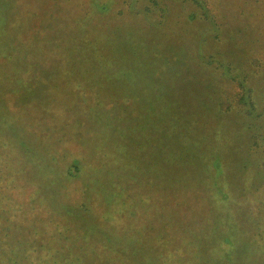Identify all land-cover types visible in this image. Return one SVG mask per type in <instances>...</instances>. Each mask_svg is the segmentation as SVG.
Here are the masks:
<instances>
[{
  "label": "trees",
  "instance_id": "1",
  "mask_svg": "<svg viewBox=\"0 0 264 264\" xmlns=\"http://www.w3.org/2000/svg\"><path fill=\"white\" fill-rule=\"evenodd\" d=\"M129 1L156 62L147 57L144 75L157 95L139 108L123 90L144 66L121 85L110 62L122 55L87 46L81 27L96 8L0 0V264H264V0H238V18L232 0ZM187 1L194 10L177 14ZM245 5L257 8L246 18L252 69L242 58L245 26H236ZM119 117L120 141L111 129ZM138 124L164 127L150 155ZM70 127L75 151L65 142ZM50 136L46 166L31 142ZM88 149L121 163L90 159ZM105 164L118 189L95 190ZM14 170L25 178L12 185ZM67 183L80 202L58 189Z\"/></svg>",
  "mask_w": 264,
  "mask_h": 264
},
{
  "label": "rangeland",
  "instance_id": "2",
  "mask_svg": "<svg viewBox=\"0 0 264 264\" xmlns=\"http://www.w3.org/2000/svg\"><path fill=\"white\" fill-rule=\"evenodd\" d=\"M84 2V5L86 7V10H88L87 8L89 7H94V9L96 8L98 11H91V13L89 11L88 12V16H86L85 22L87 23V25H85L84 21L82 23V27L81 30L83 31V33H87V39H88V33L89 34V38L91 41V44H87L90 45V50H102V51H111V53L109 54V57H117L119 54H121L122 56L117 59H114V62H110V65L115 66L117 68V73H115V79L118 80V82L124 83L127 82L129 80V74L130 71L132 72H136V70H132L134 69L135 65L137 64V68L144 66V68L142 69V73H140L138 71V75H136V79L135 82L136 84H133L132 86H130L126 89L123 90V93L130 99L134 98V103L133 106L136 108L138 107V103L140 104L139 100L143 97H156V91L154 89L151 88H147V76H145V66L149 67V62L147 60L146 56V52L144 51L145 49V45L142 42V40L139 38L142 36V33L137 32V34L135 33V17L138 16L135 14V12H132V8L134 6H130V1L129 0H82ZM101 1H106V4L108 5V8L106 10H100V6H98V4ZM164 1H168V0H163V4L167 5ZM92 2V3H91ZM240 4V2H238V0H232L230 1L229 4V16L233 17V18H238V16H236L237 10H236V6ZM263 5V4H262ZM262 5L260 7H262ZM247 5L244 6L245 9V15L241 14V20L240 22L237 23L236 26H245V32H240L238 31L239 34H241V36H245L247 43L246 46L243 50V55L242 58L244 60L245 63H248V67L250 69H252L253 66H251L249 59H248V53H253L254 49L252 48V43L250 42V40L248 39L249 37L253 36L252 30L250 27H247L246 24L248 22H246V18L253 16V14L256 13L257 8L255 7H246ZM82 8V7H81ZM194 5L187 1L185 3V7L182 5H178L176 6L175 10L177 11V14H183V13H189L190 11L194 10ZM123 10V13L119 14V10ZM180 12V13H179ZM82 14V13H81ZM86 15V14H85ZM157 15H154L153 18H156ZM242 21V22H241ZM137 23V22H136ZM243 23V25L241 24ZM79 30V28H78ZM79 30V31H81ZM92 38V39H91ZM89 40V39H88ZM87 40V41H88ZM195 39H193V43H194ZM160 45L163 46V48H167L168 50H170V48L173 46L175 47L174 43L171 42H164V43H159ZM192 47V46H191ZM262 50L264 51V44H262L261 46ZM139 52L137 55V57L132 53L135 50H138ZM119 52V53H118ZM189 55V54H188ZM141 56V57H138ZM264 56V54H263ZM135 58H137L135 60ZM152 62L156 63L155 60L151 57H148ZM111 59V58H110ZM238 60V59H236ZM111 60H108V62ZM97 64V63H94ZM128 79V80H126ZM150 82V81H149ZM143 92H145V94H143ZM110 95V94H109ZM112 95V94H111ZM131 101V100H130ZM121 117L116 118V123L117 125L115 126V130H113V127H111L112 131H113V137L117 138L119 141L121 140L120 137V133L125 130V125L124 123L120 120ZM141 122L143 121V118H141L140 120ZM142 127L143 130L146 129L145 131L147 132V153L150 155V152L156 148L157 145H155L153 143V136L155 137L156 134L158 136V138L160 139L159 145L162 142L163 144V140H162V136H164V134H162V132H164V127H161L159 124L156 126L154 125H136V128H140ZM153 130V134L152 136L150 135V130ZM70 133H74V129H72L71 127L68 129L67 131V139L65 140V142L67 143V145H69V147H71V149H78L77 145H75V142L69 138ZM55 136H57V134H55ZM55 136H50L48 138H45L44 140L40 141L38 143V141L33 140L31 142L32 143V151L33 154L35 156V158L37 159V161H39L41 164L43 165H50V163H46L45 158L47 157V155L44 153V149L45 146H47V143L49 141L52 140V138H54ZM28 137V136H26ZM70 142H69V141ZM99 140V139H98ZM154 144V145H152ZM49 145V144H48ZM121 147V146H120ZM158 147V146H157ZM87 150L86 148H83L82 151ZM89 150V149H88ZM166 150V148H165ZM75 151V150H73ZM90 151V150H89ZM100 154V156L104 157L103 160L106 159V161H108V163H113L114 165L118 166V163H121V161L117 158L114 157L113 159H109L108 157H106L105 154H103V152H99L98 155ZM97 153L96 154H92V151H90V159H96L97 158ZM71 156H69L70 159ZM167 156H165V159ZM10 158V157H9ZM72 158V157H71ZM11 161V160H10ZM3 163V161H1ZM0 162V163H1ZM66 162V161H65ZM160 166V163H158ZM13 165L14 167H18L17 163L15 161H13ZM66 165V163H65ZM64 164L62 165V167L65 166ZM106 165V164H105ZM108 166H104L102 173L99 174H95L92 178V180L94 181L95 184L98 185H93L94 187H97L95 190L102 189L105 192H107V190L109 188L110 191L114 190V189H118L119 186L117 185V177L114 176L113 180H111V177H108ZM118 170L113 171L112 172H117ZM18 176V177H17ZM23 178L24 174L23 171H19L17 172L16 170L13 171L12 174V185H14L17 181L18 178ZM167 177V176H166ZM25 178V177H24ZM82 178V177H81ZM76 179L75 181L77 182V188L78 187H84V182H85V176H83V178L81 179ZM89 182V181H88ZM86 183V182H85ZM75 186L73 184L67 183L66 185H62L58 188V186H54V188H58L62 191H66L67 194V199L69 200V202L75 203L80 202L81 201V191L80 193H76L77 192V188H74ZM152 192V191H151ZM96 193V191H95ZM264 194V193H263ZM76 195V196H75ZM76 202V203H77ZM93 203H87L94 205L95 204V198L92 199ZM120 204V203H119ZM150 209V208H149ZM148 209V210H149ZM147 210V211H148ZM215 213L217 212V210H215ZM184 212V211H183ZM162 217L160 215L155 216L151 221H161ZM201 221H204L205 219L202 217V219H200ZM101 224H103V222H100ZM99 223V221H96L97 225H101ZM261 224H262V230L264 231V217L261 219ZM209 233H212L213 235V231H209ZM263 233V232H262ZM215 234V232H214ZM262 235V234H261ZM257 238H259V243H261L262 240H264V235L263 236H257ZM262 256L264 257V247L262 248Z\"/></svg>",
  "mask_w": 264,
  "mask_h": 264
}]
</instances>
